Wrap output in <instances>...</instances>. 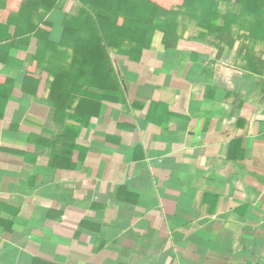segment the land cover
I'll list each match as a JSON object with an SVG mask.
<instances>
[{
  "label": "crops",
  "instance_id": "1",
  "mask_svg": "<svg viewBox=\"0 0 264 264\" xmlns=\"http://www.w3.org/2000/svg\"><path fill=\"white\" fill-rule=\"evenodd\" d=\"M28 5L0 0L23 33L0 44V90L13 85L0 96V264H264V32L205 35L177 14L141 62L113 56L128 101L145 107L82 98L68 114L79 67L64 29L84 22L83 6L40 8L54 66L35 67L24 90L40 43ZM75 9L74 25L59 15ZM66 118L89 120V153L52 165Z\"/></svg>",
  "mask_w": 264,
  "mask_h": 264
},
{
  "label": "trees",
  "instance_id": "2",
  "mask_svg": "<svg viewBox=\"0 0 264 264\" xmlns=\"http://www.w3.org/2000/svg\"><path fill=\"white\" fill-rule=\"evenodd\" d=\"M31 18H39L38 23L27 26L39 38V50L35 53L33 68L27 72L24 84L31 78L35 67H53L47 60V52L53 49L48 40L47 28L40 8L47 12L56 8L58 0H26ZM83 6L85 20L78 28L65 27L64 32L73 41L71 67H79L77 72L70 71L67 78L73 85L68 93L66 111L74 113L82 98L96 99L110 105H126L132 108L145 107L147 101L134 99L128 101L120 74L115 68L113 56L133 63L142 61L145 52L151 48L156 30L172 34L176 30L177 14L189 16L195 27L205 35H218L233 24L257 35L264 32V0H77ZM175 5L176 7H174ZM12 8L0 6V44L15 43L23 34L9 22ZM8 55L0 51V62L6 63ZM7 89L0 90L4 98L11 95L13 85L8 82ZM149 119L160 106L157 102L149 104ZM3 110L0 111V118ZM155 120V119H154ZM88 119L66 118L63 128L53 132L50 142L63 146V151L52 155V165L72 166L84 160L89 148L79 142L81 131L89 124ZM62 168V166H61ZM122 200L137 201L128 190H120ZM99 249V248H98ZM93 248L92 250H98Z\"/></svg>",
  "mask_w": 264,
  "mask_h": 264
},
{
  "label": "rangeland",
  "instance_id": "3",
  "mask_svg": "<svg viewBox=\"0 0 264 264\" xmlns=\"http://www.w3.org/2000/svg\"><path fill=\"white\" fill-rule=\"evenodd\" d=\"M76 11H77V9L73 10L72 13H71V14L68 13L67 16H66L65 14H63L64 11H61V12H59V15H60V17H64V19L66 18V19H65V20L67 21L66 23L71 24V25H74L73 22H72L71 20H73V18H74L73 16H75V14L77 13ZM73 13H74V14H73ZM80 15H83V14H81V10H79V16H80ZM74 22H75V21H74ZM77 22H78V21H77ZM77 22H76V23H77ZM80 24H81V23L78 22L77 25H75V26H78V25H80ZM182 26H186V27H187V25H184V24H183ZM78 27H79V26H78ZM27 29H28V28H27ZM190 31H192V29H191V30H190V29L187 30V32H190ZM70 57H71V56L67 55L66 58H67V59H71Z\"/></svg>",
  "mask_w": 264,
  "mask_h": 264
}]
</instances>
